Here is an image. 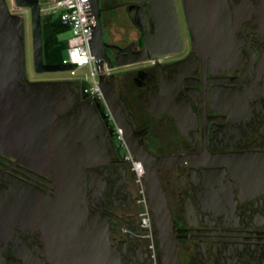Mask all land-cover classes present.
Wrapping results in <instances>:
<instances>
[{
    "label": "flooded vegetation",
    "instance_id": "af4514ba",
    "mask_svg": "<svg viewBox=\"0 0 264 264\" xmlns=\"http://www.w3.org/2000/svg\"><path fill=\"white\" fill-rule=\"evenodd\" d=\"M175 2L182 45L168 51L179 52L124 66L117 61L139 58L146 35L155 32L150 11L139 0L125 2L130 28L116 24L109 35L100 2L103 43L95 48L117 97L114 114L68 71L37 73L25 30V79L55 88L64 111L50 102L44 119L27 115L18 100L26 91L21 80L10 97L0 90V193L54 196V177L44 174L38 159L42 140L49 130L52 150L54 125L93 107L113 147L108 158L86 169L87 195L109 222L122 264H149V253L133 163L116 145L113 123L139 151L176 158L157 174L176 227L180 264H264V0ZM64 60V53L58 62L43 48L45 65ZM133 162L142 164L135 155ZM47 246L41 229L26 220L0 233L5 264H52Z\"/></svg>",
    "mask_w": 264,
    "mask_h": 264
},
{
    "label": "water",
    "instance_id": "95a60500",
    "mask_svg": "<svg viewBox=\"0 0 264 264\" xmlns=\"http://www.w3.org/2000/svg\"><path fill=\"white\" fill-rule=\"evenodd\" d=\"M15 5L31 12L32 47L37 73L66 72L76 69L75 65H45L43 63V17L40 0H14ZM96 19L91 49L97 62L100 89L112 113L117 101L114 87L108 88L103 73L102 57L95 43H103L100 0H91ZM149 9V20L155 25V32L144 39V49L140 57L124 66L150 59H159L176 54L169 47L179 48L182 38L175 0H139ZM190 17V15H189ZM25 25L19 15L13 14L6 0H0V90L10 97L19 80L26 85V91L18 95L24 112L43 117L49 114L48 104L57 105V111L64 110L61 93L45 84H29L25 79ZM149 54V55H148ZM113 79V78H112ZM56 93V94H55ZM43 128L48 126L43 122ZM52 143L49 149V130L42 140L39 161L44 174L54 177L55 195L49 196L25 191L5 197L0 193V233L7 232L21 220H26L32 228H39L45 236L47 252L52 264H122L119 250L111 240L110 224L106 217L96 211L87 195L86 169L106 159L112 149V141L97 111L83 109L59 125H54ZM43 131V135H44ZM48 135V136H47ZM55 138V139H54ZM131 152L141 160L145 168V186L153 211L159 235V250L162 264H180L176 227L167 205L157 169L171 165L176 158H157L145 151H139L127 141ZM46 145V146H45ZM0 264H5L0 254Z\"/></svg>",
    "mask_w": 264,
    "mask_h": 264
},
{
    "label": "built area",
    "instance_id": "2783aa9c",
    "mask_svg": "<svg viewBox=\"0 0 264 264\" xmlns=\"http://www.w3.org/2000/svg\"><path fill=\"white\" fill-rule=\"evenodd\" d=\"M42 1L40 0L42 17L59 19L62 25L72 33V36L67 40V58L63 63L75 65L76 69L68 71V73L71 76H75L78 70L88 68L90 75L85 81L79 82L88 86V93L91 97L103 100L104 96L100 89L97 62L91 49L94 27L96 25L91 0ZM88 78L91 81L90 84H88ZM113 128L116 145L125 150L126 159L133 163V170L136 174L138 203L142 209L139 216V226L141 237L145 241L146 250L149 253L150 264H162L158 242L159 235L145 186L143 167L141 163L133 162V155L129 152L119 127L113 123Z\"/></svg>",
    "mask_w": 264,
    "mask_h": 264
},
{
    "label": "rangeland",
    "instance_id": "374dc122",
    "mask_svg": "<svg viewBox=\"0 0 264 264\" xmlns=\"http://www.w3.org/2000/svg\"><path fill=\"white\" fill-rule=\"evenodd\" d=\"M42 1V0H41ZM128 1L133 0H100L101 7H105L106 13L104 16V22L109 25L107 31L109 35L114 33V25H122L125 28H130V23L125 16L123 4ZM179 1V0H178ZM9 9L13 14L19 15L24 20L25 30H26V41H27V51L28 53L32 50V27H31V12L29 9H21L15 5L14 0H6ZM43 2V1H42ZM44 18V17H43ZM72 36V33L69 29L63 28L62 32L58 35L60 41H67ZM64 57L67 58L66 50L64 51ZM31 64H28L30 67ZM90 75L88 68H83L77 71L75 76H71L69 73L67 76L72 77L76 81H85L86 78ZM91 81L88 78V84ZM137 183V182H136ZM138 185V184H137ZM150 264V260H149Z\"/></svg>",
    "mask_w": 264,
    "mask_h": 264
},
{
    "label": "trees",
    "instance_id": "16d2710c",
    "mask_svg": "<svg viewBox=\"0 0 264 264\" xmlns=\"http://www.w3.org/2000/svg\"><path fill=\"white\" fill-rule=\"evenodd\" d=\"M43 48L49 56H53L58 62L63 61V53L67 48V41H60L58 35L63 28L57 18H43ZM67 29V28H66Z\"/></svg>",
    "mask_w": 264,
    "mask_h": 264
},
{
    "label": "bare ground",
    "instance_id": "6f19581e",
    "mask_svg": "<svg viewBox=\"0 0 264 264\" xmlns=\"http://www.w3.org/2000/svg\"><path fill=\"white\" fill-rule=\"evenodd\" d=\"M119 129H120V128H119ZM120 130H121V129H120ZM121 131H122V130H121ZM122 135H123V138H124L125 144H126L128 150H129V152L133 155V153L131 152V150H130V148H129V145H128V143H127V140H125V137H124L123 131H122ZM133 156H134V155H133ZM141 165H142V164H141ZM142 167H143V165H142ZM143 173H144V176H145V170H144V168H143Z\"/></svg>",
    "mask_w": 264,
    "mask_h": 264
}]
</instances>
